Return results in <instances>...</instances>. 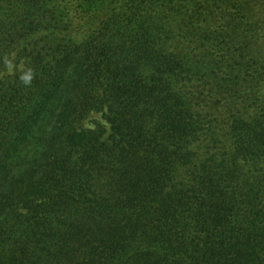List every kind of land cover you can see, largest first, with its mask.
Returning <instances> with one entry per match:
<instances>
[{
  "label": "trees",
  "instance_id": "1",
  "mask_svg": "<svg viewBox=\"0 0 264 264\" xmlns=\"http://www.w3.org/2000/svg\"><path fill=\"white\" fill-rule=\"evenodd\" d=\"M0 264H264V0H0Z\"/></svg>",
  "mask_w": 264,
  "mask_h": 264
},
{
  "label": "rangeland",
  "instance_id": "2",
  "mask_svg": "<svg viewBox=\"0 0 264 264\" xmlns=\"http://www.w3.org/2000/svg\"><path fill=\"white\" fill-rule=\"evenodd\" d=\"M97 121L101 122L98 118H97Z\"/></svg>",
  "mask_w": 264,
  "mask_h": 264
}]
</instances>
